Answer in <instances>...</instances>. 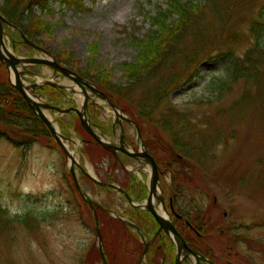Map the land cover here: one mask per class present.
Returning <instances> with one entry per match:
<instances>
[{
	"label": "rangeland",
	"instance_id": "obj_1",
	"mask_svg": "<svg viewBox=\"0 0 264 264\" xmlns=\"http://www.w3.org/2000/svg\"><path fill=\"white\" fill-rule=\"evenodd\" d=\"M4 5L5 0H0L1 9ZM219 6L214 7L210 2L204 9L205 26L202 39L198 41L200 46L206 48L212 45L213 36L222 21H227L228 24H237V52L245 53L256 43L251 27L257 18L263 20L264 0H220ZM167 7L168 0H81L71 4L64 0H50L46 10L39 6L33 8L43 21L53 26L52 30L37 33L36 40L51 53L72 52L81 71L104 72L113 69V85L131 88L122 65L137 60L140 48L134 43L135 40L143 38L149 30L157 29L153 18ZM6 32V42L14 52L24 56H46L42 51L23 45L13 49L15 31L7 28ZM184 45L190 46L188 40L184 41ZM93 51H96L94 58ZM30 69L34 75L24 77L26 84L53 79L76 89L75 92L65 91L67 95L59 100L60 106H83V90L72 80L62 75L55 76L54 71L45 65H34ZM197 72L199 76L174 88L168 98L171 104L188 112L192 118L202 119L216 115L222 109H230L241 100L247 89L243 80L234 83L229 81L227 64L220 59L201 60ZM223 84H227V87ZM146 86L147 83L142 87L137 84V91L132 94L133 100H143V88ZM88 93L91 98H95L90 89ZM42 98L43 101L51 102L47 94L42 95ZM95 99L98 103L89 105L90 119L104 123V126H96L97 131L105 139L118 143L121 128L117 116L106 102ZM120 101L126 108L125 100ZM45 112L64 136L72 139L70 149L78 153L80 164L96 178L105 180L113 157L104 155L93 161L92 158L97 157L98 153L96 148L86 147L85 140L89 137L78 116L49 110ZM127 112L131 114V111ZM127 112L123 109V114L129 116ZM229 118H232L233 127L236 128V137L216 147L214 162L208 167L215 171L225 167L239 169L237 175L246 172L241 186L237 183L227 185L222 183L221 178H218L219 184L211 182L209 185V180H204L197 189H194L195 186L185 187L184 196H179L176 201L180 206L186 200L188 204L191 203L193 199L197 207L205 208L212 199H216L221 212L226 213L222 224L226 230L220 237L211 238V253L216 256L228 252L227 247L232 246L229 255L231 264H264V245L261 250L255 243H264V170H258L261 165L264 166V118L262 111L253 107L249 100L240 111L228 114ZM228 124L226 120L224 126L227 135ZM122 126L129 141L139 143L135 126L125 120H122ZM113 127L115 130L112 133ZM142 132L143 136L150 139V135L159 137V147L153 148L152 153L157 155L163 191L162 185H170L172 182V166L164 154V150L170 148V136L157 124L150 123H144ZM52 140L44 138L30 146H14L0 139V205L9 216L16 218L11 231L0 235V264H86L85 257L89 263L103 264L96 255V250H99L98 236L92 210L75 188L70 161ZM130 147L135 150L134 146ZM121 159L138 177L133 186L132 192H136L132 195L133 200L136 203L145 202L146 197L138 200L135 196H139L141 184L149 185L151 168L127 155H121ZM252 168H257L254 172L257 183H250V179H246ZM77 171L83 187L91 197L121 215L131 212L133 206L124 194L114 188L107 190L85 177L79 168ZM115 174L119 175L120 183L126 181L121 171L117 170ZM229 187L233 188L232 193ZM30 211L37 216L32 225L28 227L17 221ZM104 231L106 235L110 234L109 224L104 227ZM229 233L240 235L241 241L231 243L228 240Z\"/></svg>",
	"mask_w": 264,
	"mask_h": 264
},
{
	"label": "trees",
	"instance_id": "obj_2",
	"mask_svg": "<svg viewBox=\"0 0 264 264\" xmlns=\"http://www.w3.org/2000/svg\"><path fill=\"white\" fill-rule=\"evenodd\" d=\"M49 1L5 0V5L1 10L17 29V32L13 33L14 39L20 38L19 32H22L29 39L39 44L36 40V34L45 30H52V24L43 21L33 11L35 6H39L43 10L48 9ZM64 1L71 4L81 0ZM219 1L168 0V7L161 9L157 16L153 18V24L157 26V29H151L143 38L135 40L134 43L140 48L137 60L125 62L122 65L125 77L131 82V88L113 85L111 82L113 69H106L104 72L99 70L84 72L78 69L79 63L72 52L53 53L58 62L67 65L84 78L92 81L126 112L131 111V114L127 113L131 119L139 124L141 131L144 130V123H150L151 125L157 124L168 132L171 139L168 144L170 148L167 146L168 151L165 149L164 154L170 159L169 162L175 166L171 169L174 180L171 187L173 192H178L179 189L184 192L187 187L192 186L197 189L204 180H209V185L211 182L219 184L218 178H221L222 183L227 185L233 186L237 183L241 186L246 172L237 175L238 172L240 173L239 169L233 170L230 167H225L220 171H215L208 166H211L210 164L214 162L216 147L220 144H227L230 138L236 137L234 135L236 128L233 127L232 118L227 119L228 114L240 111L245 102L249 100L253 107L258 111H262L264 118V16L263 20L257 18L253 22L251 33L256 43L243 54L237 52V24H228L227 21H222L218 32L213 36L212 45L206 46V48L201 47L198 41L202 39L205 26L204 9L210 2L214 7L219 6ZM185 40H188L190 46L184 45ZM21 43L23 42L21 41ZM27 47L31 48L30 46ZM95 56L96 51H93L92 58ZM203 59H220L226 62L230 74L229 81L234 83L243 80L247 85V89L241 100L236 102L230 109H222L216 115L200 119L192 118L188 112L178 109L170 103L168 98L174 88L199 76L197 65ZM146 83L147 86L143 88V100H133L132 94L137 91V84L142 87ZM224 86L227 87V84ZM39 92L43 95H49L50 100L56 103H60L59 100L66 95L65 92L50 85L39 88ZM120 100H125L127 103L126 108ZM128 105L133 109L129 108ZM226 120L229 121L228 135L225 133L226 128L224 126ZM96 123L104 126V123L98 120H96ZM86 134L89 137L85 140L86 147H89V149L94 147L98 153L97 157L92 158L93 161L104 155L113 157L87 132ZM144 136L152 153L153 148L159 147V137L158 135H150L151 139H148L146 135ZM44 138L53 139L47 126L11 83L8 68L0 60V139H5L14 146H20L21 144L30 146ZM85 152L87 153V150ZM152 154L157 157L156 154ZM160 154L163 155L161 149ZM110 164L111 167L108 169L107 178L104 181L114 180L119 182L121 187L129 190L127 189L128 185L135 183V177L121 166L115 167L114 158H112ZM117 169L123 173L126 180L124 183H120L119 175L115 174ZM255 169L257 168H252L246 177V179L252 180H247L250 183H257L254 177ZM258 170L262 172L264 166L261 165ZM141 185L146 193V186ZM168 189L169 187L164 188L165 194H167ZM229 191L232 193L234 190L229 187ZM214 207V199L205 208L196 207L197 232H193L188 227L187 230L180 231L187 240H197L195 248L200 253L208 256L217 264H231L225 259L224 255H222L223 259H218L209 253L212 246L211 238L220 237L223 234L221 229L223 215L216 216ZM97 212L108 263L140 264L144 247L143 243L140 242L139 235L120 218H116L99 208ZM33 213L30 211L24 217L18 218L17 221L29 227L37 219L36 214ZM130 214L140 226L146 224L147 218L153 220V216L143 210H135L134 213ZM15 221L16 218L9 216L7 210L0 205V235L6 231H11ZM108 224L110 234L106 235L104 227ZM241 239L240 235H230L228 238L231 243L241 241ZM255 243L262 250L264 243L260 241ZM173 247L174 244L171 243L166 251L163 248L160 249L161 254L169 253L171 264L175 260V249ZM227 248L228 254H231L232 246ZM96 255L98 260L101 261L99 250H96ZM84 259L86 264H92L89 263L88 258L85 257ZM251 264L255 263L252 262Z\"/></svg>",
	"mask_w": 264,
	"mask_h": 264
},
{
	"label": "water",
	"instance_id": "obj_3",
	"mask_svg": "<svg viewBox=\"0 0 264 264\" xmlns=\"http://www.w3.org/2000/svg\"><path fill=\"white\" fill-rule=\"evenodd\" d=\"M11 23L8 20V18L2 13L0 9V60L3 62V64L8 68L9 70V77L12 82V84L16 87V89L24 96L26 101L28 102L29 106L33 109V111L37 114V116L45 123V125L48 127L52 137L56 141V143L62 148L64 151V154L66 158L70 161V171L73 176L75 185L81 196L84 198V200L89 204L91 209L93 210V213L96 217V229L97 234L99 237V249L100 253L103 259L104 264H108L105 252H104V244H103V236L101 233V228L99 224L98 215L95 210L96 207H103L99 202L91 198L89 194L85 191L83 188L80 179L77 174L76 167H79L83 173H85L87 176L92 178L96 183H99L103 186H109V187H117L115 184L109 183V182H101L96 177H94L91 173H89L85 168L81 167L77 159L75 158L73 152L67 145V142H72L71 138L65 137L61 131L58 129L56 124L53 122L51 118L45 113V110H51V111H58L62 114L65 113H75L81 121V125L83 128L97 141L99 142L106 150L113 153L117 161H120L119 158V151L137 159L142 164L149 165L151 167V180L149 184V196L147 203L142 205H135L139 208L145 209L150 211L153 216L155 217L156 221L159 223L160 227L158 232H160L162 229H164L173 239L177 246L178 255L176 264H182L183 259H186L190 255H193L196 259V264H200L201 260L206 261L209 264H215L214 262L208 260L206 257L200 255L195 250L191 249L188 244L186 243L185 239L182 237V235L178 232L176 229L174 223L171 220L170 215L166 212V208L164 206V196L160 191V194L158 193L159 187H160V173L159 168L156 160L154 157L147 151L145 143L142 141V148L138 152H134L130 150L125 142L124 138V131L122 130L121 136L119 139V144L112 143L110 141L105 140L95 129L94 124L92 123L91 119L88 115V109L90 103H97V101L90 97L87 88L91 90V92L97 96L98 98L105 101L115 112L119 122L121 123V120H127L130 123H133L137 126L138 129V135L141 137V131L139 129V126L134 123L132 120L127 118L123 114V110L119 108L115 103L111 101L109 96L98 89L91 81L83 78L80 76L77 72L72 70L71 68L59 63L56 58L46 49L43 47L35 44L32 40H30L28 37H26L23 33H21V37L25 44L34 47L37 50H40L44 53H46L45 57H25V56H18L11 48L8 46L6 42V29L7 27H10ZM13 49H16L17 45L14 41L12 43ZM47 65L51 67L55 73H59L61 75H64L65 77L71 79L75 84H77L82 90L85 95V100L82 108L78 107H68L63 108L54 104H51L49 102L42 101L41 96L36 92L38 87L44 86V85H52L54 87H57L61 90L69 89L73 92L76 91L75 88L66 86L65 84L53 81L51 79H46L43 82H31L29 84H26L24 82V77L26 75H34V72L29 69L30 65ZM153 195L156 196L158 202L162 203L163 210L165 211V215L161 214L156 204L153 202ZM129 200L132 202L130 197H128ZM133 203V202H132ZM104 208V207H103ZM109 211V210H108ZM130 225H132L136 230H140V228L135 225L134 223L127 221ZM148 244H146L145 253L147 252Z\"/></svg>",
	"mask_w": 264,
	"mask_h": 264
},
{
	"label": "flooded vegetation",
	"instance_id": "obj_4",
	"mask_svg": "<svg viewBox=\"0 0 264 264\" xmlns=\"http://www.w3.org/2000/svg\"><path fill=\"white\" fill-rule=\"evenodd\" d=\"M143 139H144V142L147 146V149L150 150L148 145H147L146 138H143ZM148 139H150V138L148 137ZM125 140H126L128 145L134 146L135 150L139 149V147H138L139 143L135 142L134 140L129 141L128 136H125ZM169 164L172 167H175L171 163H169ZM134 182H136L135 179H134ZM173 182H174V180L172 179V182L170 185H165V183L162 185L163 193H164V199H165L164 200V206L166 208V211L169 213V215L172 219V222L174 223L176 229L178 230V232L180 234H181L180 230L185 231V230H187V227L190 228V230H192L193 232H197V226H196V222H197V208L196 207H197V205L194 203V200L191 199V196H190L191 203L188 204L187 200H186L183 205L181 204L180 206H178V203L176 200L179 196L183 197L184 192H181L180 189L178 192H173L171 190ZM134 185H135V183H133L132 185H128V188H127V189H129L128 191H129V194L131 196L134 193H136L135 191L132 192L134 190L133 189ZM143 185H145V184H143ZM168 187H169V189L167 191V194H165L164 188H168ZM174 188L176 189V187H174ZM139 192H140L139 196H135L136 199L138 198V200H140V199H143L145 197L147 198L148 188H147V192L145 193L143 188H142V185H141ZM214 206H215L214 207V209H215L214 214L216 216L222 214L223 215L222 222H224L226 213L221 212L219 206L217 205L216 199H214ZM135 210H141V209H137V208L133 207V209L129 213H134ZM130 217L132 218L131 214H130ZM134 221L136 222V219ZM151 221L153 223H151ZM145 222H146V224H142V226H140L138 224L141 227V229L143 230V232L145 233L146 242H148V247H149L147 259H146L145 263H143V264H171L172 261L170 260L171 258H169V256H170L169 253L167 254V252H166L164 254L163 253L161 254L160 249L163 248L165 251L167 249H169V245L171 243L174 244L172 238L164 229H162L160 232H158L159 224L156 222L154 217H153V220L151 218H147ZM152 226H153V228H152ZM224 227H223V225H222V228L220 227L223 232L226 230ZM148 229L150 231H148ZM185 241L187 242V244L190 248L196 250L195 246H197V240L193 239V240L189 241L185 238ZM140 242H141V240H140ZM173 248L175 249L174 250L175 260H174L173 264H175L176 263V257H177L175 244H174ZM211 249H212V246H211L210 250ZM196 251H198V250H196ZM222 255H224L225 259L229 262V255L230 254L228 255V252H221L220 254L216 255L215 257L218 259H223ZM192 260H194V258L192 256L190 258L187 257L185 260L182 261V264H193Z\"/></svg>",
	"mask_w": 264,
	"mask_h": 264
},
{
	"label": "bare ground",
	"instance_id": "obj_5",
	"mask_svg": "<svg viewBox=\"0 0 264 264\" xmlns=\"http://www.w3.org/2000/svg\"><path fill=\"white\" fill-rule=\"evenodd\" d=\"M71 142L70 143H68L67 145L69 146V148H71ZM73 152V154H74V156H75V158L78 160L79 159V155H78V153L77 152H74V151H72ZM158 193L160 194V190H158ZM157 198H156V196L155 195H153V202L155 203V204H157ZM159 208V212H162V209H161V207H158Z\"/></svg>",
	"mask_w": 264,
	"mask_h": 264
}]
</instances>
